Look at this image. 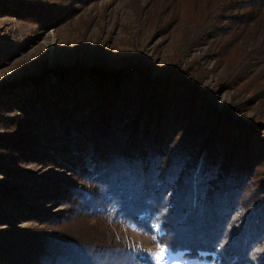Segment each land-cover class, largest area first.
<instances>
[{
  "label": "rangeland",
  "instance_id": "1",
  "mask_svg": "<svg viewBox=\"0 0 264 264\" xmlns=\"http://www.w3.org/2000/svg\"><path fill=\"white\" fill-rule=\"evenodd\" d=\"M183 5L184 0H0V207L8 215L19 213L18 207L5 205L3 199L14 201L11 196L19 192L26 201L35 198L28 201L30 205L49 214L37 217L27 209L24 212L29 216L7 215L9 220H0V246L5 243L4 248L14 253L0 249V264H74L84 256L81 251L61 256L49 242L53 235L74 245L82 241L85 254L92 253L93 244L121 248L122 259L112 264H157L154 254L162 248L164 258L159 264H264V207H257L264 198V146L237 144L239 136L232 133L234 129L219 143L220 157L210 158L206 164L204 180L195 188L197 195L193 191L187 198L190 217L182 220L178 212L167 216L163 202L169 206L168 199L159 201L161 205L155 203L159 209L144 207L132 217L126 211L144 203L141 198L118 207L104 195L113 187L114 178L105 175L92 180L93 174L70 170L38 147H54L61 160L70 147L69 141L59 136L65 124L71 123L58 124L57 116L40 112L43 105L39 103L51 100L68 108L64 110L67 113L72 110L68 99H59L57 88L63 91V98L80 92L85 100L93 90L98 97L103 96V90L114 93L110 81L96 84L89 70L75 81L78 73L74 72L83 66L109 72L140 66L142 72L132 86L131 81H119L118 92L123 93L124 89L137 90L140 81L152 83L179 65L186 80L187 74L194 76L193 85L207 96L205 104L249 124L264 141V82L252 75L241 80L245 75L241 55L230 63L238 41L239 47L243 45L238 36L241 25L190 26L183 16L178 19L185 10ZM224 31H228L225 42L237 34V43L222 46L221 36L209 37ZM59 69L64 74H57ZM129 107L128 118L134 119L138 104ZM68 114L65 119L69 116L71 120ZM193 114L170 139V152L161 157V162L165 161L158 175L169 184L165 190L170 188L169 197H176L177 203L198 160V150L192 149L186 157L190 166L186 175V167L178 172L185 161H174L172 155L205 123L200 117L201 106L195 107ZM87 137L85 130L80 139ZM88 138L82 150L92 155L89 149L96 144ZM196 142L195 147L199 140ZM227 159L231 164L236 161L234 170ZM224 168L230 174L226 179ZM44 187L50 196H41ZM8 188L11 191L7 193ZM218 188H222L220 196ZM194 197L197 200L192 206ZM25 205L19 204L21 208ZM104 231L106 235H102Z\"/></svg>",
  "mask_w": 264,
  "mask_h": 264
},
{
  "label": "trees",
  "instance_id": "2",
  "mask_svg": "<svg viewBox=\"0 0 264 264\" xmlns=\"http://www.w3.org/2000/svg\"><path fill=\"white\" fill-rule=\"evenodd\" d=\"M180 5L182 7V2H180ZM183 7L185 10L182 14H178V19L183 16L185 23H189L190 26L193 24L195 26L200 24L204 26H217L220 22L227 23L226 25L230 26L234 23L241 25L238 36L242 38L243 45L239 47L240 41H238V47L233 52L234 58L230 60V63L233 64V62H236L238 59L237 56L241 55L239 60H242L245 70V75L241 80L243 81L246 76L252 75L251 78L254 77L257 78V81L259 80L258 82H264V0H184ZM227 32L215 33V35L209 37L221 36L224 41L222 46L237 43V37H235L237 34L227 37L228 40L225 42L224 37ZM59 70L60 72L56 71L57 74H64L61 69ZM85 70H89L94 75V80L97 81L96 84L104 85L105 82L110 81L114 85L112 88L114 93H105L103 90V96L100 95L101 97H98V95L94 96L95 92L92 89L94 93L92 92L90 98L85 100L87 97L81 96L82 93L80 92L75 93V95L68 94V96L63 98V91L57 88V95L60 93L59 96H61L59 99H62V101L65 100V102L68 99V103L71 104V111L73 112L71 113L70 111L68 114L67 111H64L68 108H63L59 105V102H53L52 100L51 102L41 101L39 105H43V111L40 110V112H47L46 114L51 116V118L57 116L56 121L58 124L68 123V121L71 123V126L65 124L64 128L61 129V136H59V138L69 141L70 147L66 149L67 156L65 158L63 157L62 160V156L56 153L59 150L54 149V147V151L52 148L42 150L44 147L42 145L38 147L42 148V154L52 155L60 163L68 166L70 170H74L85 176L93 174L92 177L94 178L92 180H100L105 175H108L111 179L114 178L113 187L110 189L107 188L108 190H106L104 195H106L108 201L114 202L118 207L125 203L138 202L137 199L141 198L144 203H140V206L134 207L133 210L126 211L127 214L132 213V217H134V214L137 215L144 207L148 209L155 206L156 209H159V204L161 205L159 201L166 199H168L169 206L162 202L163 207L166 208L167 216L178 212L180 213L178 216L179 220L190 217V213L188 212L190 209L187 210L186 206L187 198L193 191L197 195L195 188L199 184H202L204 180L202 175L210 158L217 159L222 154L219 143L222 144L225 139L224 137L228 135V130L234 129L232 133L239 136L237 144L241 146L243 145L249 148L251 142L253 143L251 147L254 146V148L260 144L264 146V141L258 138V135L255 134L256 131L251 130L252 128L249 127V124L240 120L239 123L237 120L232 119L228 113H225L224 110L211 108L205 104L207 96L203 92L198 91L196 84L193 85L195 82L194 76L187 74L188 78L186 80L184 68H181L179 65L170 67L165 72V76L157 78L152 83L140 81L141 86H136L138 88L137 90H135L136 88L130 90L124 89L122 90L123 93L118 92L121 86L119 81H131L132 86L133 83H136L134 78L142 72L140 66L127 65L123 69L110 72L103 68L89 69L84 66L83 68L78 67L77 72H74L78 73L75 81H79L80 77L84 76L87 72ZM173 80L174 82H172ZM115 85H117L116 87L118 89L116 92L114 91ZM53 92L56 93V90ZM75 99H79V101ZM131 103L138 104L134 119L128 118V112L130 111L129 104ZM175 104L177 105L175 106ZM198 106L202 107L203 114L200 117L205 123L200 126L199 131L191 133L192 136L190 139L182 141L174 150V155H172L174 161H185L183 166L178 169V172L186 167L184 170V175H186L190 170L189 161L186 157L192 149L198 150V160L191 169L192 172L181 194L182 198H179L177 203L176 197H169L168 193L170 188L165 190L169 184L162 182L158 175L162 171V165L165 161L164 159L161 162V157L164 158L170 152V139L173 138L185 123L189 122L190 117L194 116V108ZM67 114L70 115L71 120H68L69 116L65 119ZM87 123L88 127L86 125ZM236 124L240 128H235ZM193 125L194 123H191L190 126ZM68 126L70 127L68 128ZM80 127H82V132ZM85 130L86 135L92 137L94 144H96V147L93 148L91 145V149H89L92 155L86 153L88 150H82L85 145L84 141H87L86 139L89 140L88 137L82 141V138L80 139V136L84 135ZM111 137H113V142L111 141ZM198 140L200 144L198 143L199 146L197 145L195 147L194 143L197 144L196 141ZM191 144L192 146H190ZM235 152L238 153L236 155L240 154L237 150ZM75 161L78 162L75 163ZM230 161L232 160L227 159L228 163ZM230 165L231 170H234L237 163L233 161V164L231 162L229 163ZM106 169L107 173L105 172ZM223 171L225 174L224 178L226 179L230 174L225 171V168ZM66 184L64 183L63 185ZM40 189L41 196H50V190L45 187ZM50 189L51 191L53 190L52 188ZM221 189L219 190L218 188L217 195L219 196ZM5 191L8 193L11 189L8 188ZM157 192L159 195H156ZM19 195V192H17L11 196L15 202L9 201L7 198L3 199L5 205L11 203L15 207H18V211L20 212L15 215H8L0 207V220H9L6 217L7 215L29 216L30 213L24 212L27 209L33 215L36 214L37 217L44 216L47 218L49 216L42 209H35L30 205L28 201H36L35 198H31V200L27 198L26 201L24 197H20ZM82 195L83 192H81ZM217 195L215 194V198ZM196 200L195 197L194 200H191L194 203L192 206H195ZM19 204L20 206L23 204L26 205L24 208H21ZM258 206L260 208L264 207V198L257 204ZM197 213H200V210ZM194 220L197 221L198 219L194 217ZM106 234L104 231L102 235ZM65 240V238L53 235L49 242H51L53 250L64 258L69 255L74 256L81 251L85 257L82 256L78 259V262L75 261L77 264H112L114 260H121L124 253L118 247L112 249L109 247H101L102 245L99 247L97 244L94 245L92 243V253L85 254L82 252L85 250V246H82V241L79 245H74L72 243H66ZM4 246H0V249L14 254L11 250L5 249Z\"/></svg>",
  "mask_w": 264,
  "mask_h": 264
},
{
  "label": "snow or ice",
  "instance_id": "3",
  "mask_svg": "<svg viewBox=\"0 0 264 264\" xmlns=\"http://www.w3.org/2000/svg\"><path fill=\"white\" fill-rule=\"evenodd\" d=\"M163 253H164V249L162 248L159 253L154 254V259L157 262V264H159V262L163 260L164 258Z\"/></svg>",
  "mask_w": 264,
  "mask_h": 264
}]
</instances>
